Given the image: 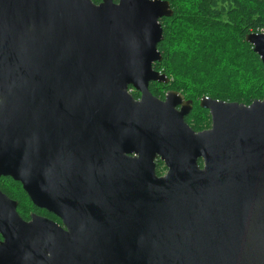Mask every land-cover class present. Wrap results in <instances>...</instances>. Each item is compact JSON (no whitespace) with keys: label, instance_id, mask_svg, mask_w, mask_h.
I'll list each match as a JSON object with an SVG mask.
<instances>
[{"label":"water","instance_id":"1","mask_svg":"<svg viewBox=\"0 0 264 264\" xmlns=\"http://www.w3.org/2000/svg\"><path fill=\"white\" fill-rule=\"evenodd\" d=\"M173 14L169 0H0V175L66 225L25 220L0 190V264H264V98L203 96L212 125L196 131L192 100L155 96ZM245 40L264 64V32Z\"/></svg>","mask_w":264,"mask_h":264},{"label":"trees","instance_id":"2","mask_svg":"<svg viewBox=\"0 0 264 264\" xmlns=\"http://www.w3.org/2000/svg\"><path fill=\"white\" fill-rule=\"evenodd\" d=\"M169 1L174 14L161 19L164 39L158 47L163 59L155 68L171 80L168 84L152 82V93L164 97L171 88L195 100L186 120L196 131L212 124L209 110L198 103L204 95L246 104L263 99L264 64L245 37L264 32V0ZM14 196L21 200L19 212L24 217L30 209L38 210L27 196Z\"/></svg>","mask_w":264,"mask_h":264},{"label":"flooded vegetation","instance_id":"3","mask_svg":"<svg viewBox=\"0 0 264 264\" xmlns=\"http://www.w3.org/2000/svg\"><path fill=\"white\" fill-rule=\"evenodd\" d=\"M115 1H117V0H115ZM99 2H100V1H99ZM152 82H159V81H151V82H150V86H151V83H152ZM159 83H166V84H168V83H170V82H159ZM131 89H132V91H134V90H135V91H138V90H136L134 87H132ZM150 90H151V87H150ZM169 90H174V89L169 88V89L166 90V93H167V91H169ZM151 92H152V91H151ZM138 93H139L138 96H135L134 93L132 92V94H133L136 98H140V97H141V93H140L139 91H138ZM166 93H165V96H166ZM155 96H157V95H155ZM165 96H164V97L157 96V97H159V98H161V99H165ZM184 96H185V99H186V100H192L191 104L193 105L191 111L186 115V118H187V117H189V116L191 115V113L193 112V109L195 108L196 103H195V100H193V99L190 98V97H187V95H184ZM204 96H206V95H204ZM206 97H208V96H206ZM202 98H203V97H201V98L199 99V101H198V103L200 104V106H201V99H202ZM208 98H210V97H208ZM201 107H203V106H201ZM178 108H180V106H178ZM203 108L207 109L206 107H203ZM207 110H208V109H207ZM210 115H211V114H210ZM211 120H212V118H211ZM186 121H187V120H186ZM211 125H212V124H211ZM210 127H211V126H210ZM50 135H51L50 133L47 134L48 137H50ZM160 162L163 163L162 167L160 168L161 171H162V173H161V174H159L158 172H157V173H158L159 175H164V171H165V170L168 171V167H167V165L165 164L164 161H162L160 158H157V160H156V163H157V167H156V169H158V166H159V163H160ZM166 173H167V172H166ZM0 190H2L4 193H6V194H7L9 197H11L12 199L18 201V212H19V207H20V203H21L20 201H21V200H20V199H17V198L14 196V194L18 195L19 197H26V196H27V198L32 202V204L38 208V210L30 209V210H29V213L27 214L28 217H24V216L19 212L20 215H21L25 220H30L33 214H37V215H41V216L47 217V218H49V219H51V220L57 222L58 224H60V225H62L63 227L66 228V225H65L63 219H62L58 214H56V213H55L54 211H52V210H49V209H47V208L40 207V206L34 204V202L32 201V198L30 197L29 193H28L27 190L24 188V182H23L22 180L15 179V178H13V177L10 176V175H0ZM1 239H2V236L0 235V240H1Z\"/></svg>","mask_w":264,"mask_h":264},{"label":"rangeland","instance_id":"4","mask_svg":"<svg viewBox=\"0 0 264 264\" xmlns=\"http://www.w3.org/2000/svg\"><path fill=\"white\" fill-rule=\"evenodd\" d=\"M167 170L164 171V174H166Z\"/></svg>","mask_w":264,"mask_h":264}]
</instances>
